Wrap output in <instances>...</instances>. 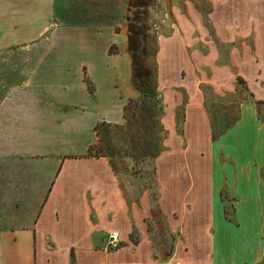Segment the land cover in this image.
<instances>
[{"label": "crops", "instance_id": "crops-1", "mask_svg": "<svg viewBox=\"0 0 264 264\" xmlns=\"http://www.w3.org/2000/svg\"><path fill=\"white\" fill-rule=\"evenodd\" d=\"M173 1H183L185 10L173 9L176 20L171 33L160 35L157 54L168 102L176 101L172 75L184 66L198 78L202 58L216 98L234 91L238 76L253 95L215 142L204 79L180 85L191 93L184 140L168 120V147L157 164L162 212L168 217L186 203L177 226L188 249L177 245L167 259L154 256L145 213L131 219L123 211L122 183L110 160L90 152L97 125L123 123L125 104L140 94L125 49L129 0H0V264H264L258 106L264 104V0H207L208 21L192 0ZM251 34L256 56L238 58L231 50L223 61L219 46L230 50ZM202 42L209 43L208 55L196 48ZM113 45L119 50L112 52ZM224 188L237 202L238 224L226 219ZM132 224L140 234L136 244ZM114 230L129 244L108 251L105 238Z\"/></svg>", "mask_w": 264, "mask_h": 264}, {"label": "rangeland", "instance_id": "rangeland-1", "mask_svg": "<svg viewBox=\"0 0 264 264\" xmlns=\"http://www.w3.org/2000/svg\"><path fill=\"white\" fill-rule=\"evenodd\" d=\"M192 1L196 8L200 10L203 20L208 21L211 7L209 1ZM134 2H139L141 6L132 8L128 12V16L131 19H136V22L144 27L146 32L148 51L143 58L151 70V85L154 93L147 91L148 94H152V97L148 100H135L132 102L128 100V111L123 123H100L97 126V148L92 151V154L100 152V154L110 160L115 173L122 183L123 211L128 213L131 219L137 212L145 213L144 217L148 234L154 241L152 252L158 258L167 259L173 254L177 245H182L185 249H188L189 245L177 226L179 224L180 208L186 203H179L178 207L171 208L170 216H168L170 218L162 212V190L157 164L160 155L168 147L167 140L170 135L168 120L171 119V123L175 124L176 139L184 140L186 103L190 100L191 93L186 86L180 85L187 84L193 87L199 83L201 78L204 79H201L200 85H203L201 88L205 96L206 109L214 120L213 138L215 142L235 124L240 117V105L243 102L253 100V95L248 88L247 81L242 76H238L236 79L234 78L236 89L227 92L225 95H220L219 99L216 98L208 83L211 71L209 66L204 64L205 58H202L203 67L197 73L199 79L193 73L192 68L190 69L192 73H189L188 67L185 68L184 66H182V70H179L178 74L172 75L171 80L177 91L173 92V99L176 101L174 105H171L160 89L161 77L157 54L160 35L171 33L170 28L173 21L176 20L173 9L179 6L182 10H185L183 1L134 0ZM208 39L210 38L208 37ZM208 45L209 43L202 42L201 46L196 48L200 49L203 55H208ZM257 45L254 34H251L245 39L234 41L230 50H228L229 47L226 48V45L219 46V48H222L223 53H225L222 58L224 61L227 59V52L229 55L231 50L238 58L249 52L256 56ZM125 49L128 51V45ZM192 52L194 53L195 50H192L191 54ZM234 72L236 73L237 71L234 70ZM142 93L144 94V92ZM258 106L259 117L263 121L264 104L261 103ZM222 115L226 116V120H219ZM186 145L185 143L184 147ZM203 148L205 149V146ZM206 155V152H203L204 160L207 159L205 158ZM261 175L264 177V169L261 171ZM222 198L226 219L238 224L236 216L237 202L232 198L227 188L222 190ZM262 207L264 206L262 205ZM120 232L122 237L126 235L124 232ZM129 236L132 243L136 244L139 241L140 234L134 224H132ZM106 241L105 238L104 248H106ZM208 242V235L204 234L202 249L199 250V256L204 260L208 259L210 254L207 248ZM128 244L126 241L123 242L122 248Z\"/></svg>", "mask_w": 264, "mask_h": 264}, {"label": "trees", "instance_id": "trees-1", "mask_svg": "<svg viewBox=\"0 0 264 264\" xmlns=\"http://www.w3.org/2000/svg\"><path fill=\"white\" fill-rule=\"evenodd\" d=\"M136 6H141V4L139 2L137 3L134 2V0H129L128 12H130L131 9ZM128 12H127V25H128V37H129L128 38V51L132 57V82L135 88L140 93L137 98H131L129 99V101L132 102L135 100H148L152 97V94H148L147 91H149L150 93H154V90L152 89V85H151V80H152L151 70L147 66V63L145 59L143 58V56H146L147 51H148L146 32L144 30V27L140 26L136 22V19H131L130 16H128ZM118 50H119V47L116 45H113L111 47L112 52L114 51L116 52ZM142 92H144V94ZM127 111H128V104L126 103L124 106V117L125 118H126ZM100 123H103V122H100ZM96 130H97V127H96ZM95 148H97L96 144L92 146L91 151H90L91 154ZM93 155L103 156L102 154H100V152L98 154H93Z\"/></svg>", "mask_w": 264, "mask_h": 264}, {"label": "built area", "instance_id": "built-area-1", "mask_svg": "<svg viewBox=\"0 0 264 264\" xmlns=\"http://www.w3.org/2000/svg\"><path fill=\"white\" fill-rule=\"evenodd\" d=\"M122 245H123V238L121 232L117 230L111 231L107 236L106 248L108 250H117L120 249ZM103 264H111V263L105 262Z\"/></svg>", "mask_w": 264, "mask_h": 264}]
</instances>
